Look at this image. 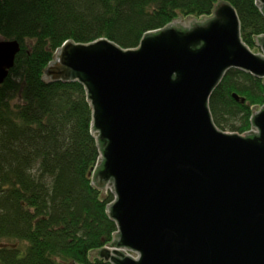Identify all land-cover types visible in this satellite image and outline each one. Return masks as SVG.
Masks as SVG:
<instances>
[{"label":"water","instance_id":"obj_1","mask_svg":"<svg viewBox=\"0 0 264 264\" xmlns=\"http://www.w3.org/2000/svg\"><path fill=\"white\" fill-rule=\"evenodd\" d=\"M186 24L131 48L67 40L45 71L48 82H81L92 106L93 183L114 194L117 225L96 254L113 264H264V105L251 118L258 132L241 135L220 129L209 104L231 68L264 77V34L252 50L227 1ZM20 49L0 39V84Z\"/></svg>","mask_w":264,"mask_h":264},{"label":"trees","instance_id":"obj_2","mask_svg":"<svg viewBox=\"0 0 264 264\" xmlns=\"http://www.w3.org/2000/svg\"><path fill=\"white\" fill-rule=\"evenodd\" d=\"M222 1L256 48L264 34L257 0H0V39L21 44L0 84V264H113L96 254L117 225L108 213L114 194L93 183L101 148L92 106L81 82L44 80L56 51L103 37L137 47L145 33L209 17ZM209 104L220 129L242 133L264 104V77L231 68Z\"/></svg>","mask_w":264,"mask_h":264},{"label":"rangeland","instance_id":"obj_3","mask_svg":"<svg viewBox=\"0 0 264 264\" xmlns=\"http://www.w3.org/2000/svg\"><path fill=\"white\" fill-rule=\"evenodd\" d=\"M207 16H200L199 18H197V17H193V16H191V17H185V18H181V19H178V21H181V20H184L187 24L186 25H188L192 20H203V19H205ZM259 52H261L260 50H259ZM224 131H227V132H232V131H230L229 129H225ZM108 190H110L109 188H108ZM111 191V190H110Z\"/></svg>","mask_w":264,"mask_h":264},{"label":"bare ground","instance_id":"obj_4","mask_svg":"<svg viewBox=\"0 0 264 264\" xmlns=\"http://www.w3.org/2000/svg\"><path fill=\"white\" fill-rule=\"evenodd\" d=\"M257 47H258V46H257ZM259 48H260V47H259ZM252 50H253V49H252ZM263 105H264V104H263ZM263 105H261L260 108H261ZM254 129L258 132V128H256V127L253 125V121H251V123H250V128H249L248 130L242 132L241 135H245V134H247L248 132H253L252 130H254Z\"/></svg>","mask_w":264,"mask_h":264},{"label":"built area","instance_id":"obj_5","mask_svg":"<svg viewBox=\"0 0 264 264\" xmlns=\"http://www.w3.org/2000/svg\"><path fill=\"white\" fill-rule=\"evenodd\" d=\"M254 131H256L255 129H254ZM131 255H133V256H136V253H134V252H129Z\"/></svg>","mask_w":264,"mask_h":264}]
</instances>
